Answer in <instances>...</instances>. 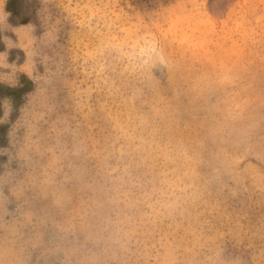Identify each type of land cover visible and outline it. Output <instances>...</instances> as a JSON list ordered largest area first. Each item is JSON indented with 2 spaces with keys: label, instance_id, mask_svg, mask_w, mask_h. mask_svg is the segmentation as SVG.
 Instances as JSON below:
<instances>
[{
  "label": "rangeland",
  "instance_id": "1",
  "mask_svg": "<svg viewBox=\"0 0 264 264\" xmlns=\"http://www.w3.org/2000/svg\"><path fill=\"white\" fill-rule=\"evenodd\" d=\"M0 82V264H264V0H0Z\"/></svg>",
  "mask_w": 264,
  "mask_h": 264
},
{
  "label": "trees",
  "instance_id": "2",
  "mask_svg": "<svg viewBox=\"0 0 264 264\" xmlns=\"http://www.w3.org/2000/svg\"><path fill=\"white\" fill-rule=\"evenodd\" d=\"M7 9L12 11V8L9 6V4H7ZM21 82L31 84V80L26 75L21 76ZM23 90L24 89L19 86L12 87L0 82V102L3 97H10L15 101L18 98L17 94L23 92Z\"/></svg>",
  "mask_w": 264,
  "mask_h": 264
}]
</instances>
